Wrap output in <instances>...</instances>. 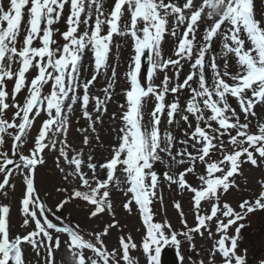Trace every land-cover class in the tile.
<instances>
[{
  "label": "snow or ice",
  "instance_id": "1",
  "mask_svg": "<svg viewBox=\"0 0 264 264\" xmlns=\"http://www.w3.org/2000/svg\"><path fill=\"white\" fill-rule=\"evenodd\" d=\"M66 5L70 9L66 18L67 30L60 33L64 43L56 46L54 34L59 30L54 29L53 25L60 20ZM93 7L96 16L94 23L89 24ZM205 7L210 9L206 13L207 18ZM125 12L130 14V23L125 22L121 28ZM82 14L86 16L83 20ZM82 23L86 27L80 31ZM22 24L25 34L21 43ZM201 25L206 27L198 44L197 33ZM114 34L129 36L133 41V56L127 73L130 87L125 92L126 105H120L126 110L121 116L118 142L112 147L110 158L99 164V169L105 170L104 179L99 177L98 166L92 162L91 155L85 160L82 151L72 149L66 140L63 142L59 148L60 157L72 169L65 173L64 179H78L80 187L74 188L65 200L58 203L57 210L71 199L79 198L94 207L91 217L105 211L112 212L110 186H115L125 196L131 194L123 207L131 212L130 205L135 202L140 211L146 227L142 251L147 254L148 264H160L164 246L171 244L178 250L181 244L179 236L191 241L192 233L204 235L202 229L211 236L209 222L214 218L220 238L210 255L214 258L219 253L223 264H246L245 257L238 254L242 225L236 228V235L229 236L228 230L245 219L247 214L264 210V191L254 201L243 200L238 205L240 211L228 203L221 206L220 193H227L235 186L231 178L239 174L242 163L250 162L257 166L256 154L264 159V124L252 131L246 122L249 115H256L255 107L264 104V20L255 17L253 0H203V4L194 0H114L107 16L101 0H87V11L86 0H8L7 7L0 0V174H3L0 191L15 188L10 179L14 173H20L26 185L21 200L23 226H28L30 222L35 226L26 235L13 236L10 208L0 205V264H25L24 244L37 250L45 247L47 264H55L52 254L54 249H59L60 239L56 237L54 240L52 231L68 235L67 247L75 264H138L130 255V249L137 248L130 235L120 236V248L112 251L107 249L102 239L110 228L117 227L118 221L113 220L101 232L94 233L95 242L85 239L78 225L73 227L66 224L46 206L34 185L37 166L45 163V150H56L59 143L57 136L66 131V102L71 101L67 104L70 110L71 105L79 100L84 117L90 121V102H94L97 113L107 111L113 84L110 82L103 89V100L99 96H90L89 89L101 70L108 68V54ZM165 34L176 40L175 59L165 58L162 54L161 44ZM37 40L40 46H34ZM216 40L222 43L221 53L225 57L223 71L217 64L216 55L210 54ZM85 50L93 53L94 74L91 79L81 83V60ZM229 55L235 62L234 72L228 70ZM206 57L210 75L206 70ZM145 58L149 67L146 83H142L141 68ZM181 61L189 62L191 69L183 82H179ZM13 64L17 65L15 70ZM170 66L175 69L176 82L172 83L171 78L165 75L161 84L156 85V74ZM32 71L35 74L29 79L28 74ZM9 81L13 82L11 91L7 87ZM50 82V91L44 94L43 90ZM81 88L82 95L79 94ZM25 89L27 94L21 102L18 96ZM184 90L189 95L182 106L179 94ZM169 94L174 97L171 102L166 100ZM230 97L235 98L239 112L229 102ZM145 98L155 99L147 122L143 112ZM9 109H14L11 119L7 118ZM41 113L46 118L42 120L38 134L25 154L30 131ZM241 114L245 122H241ZM162 117H166L168 125L183 121L186 125L184 139L177 141L171 131L162 134ZM94 125L95 121L93 131ZM225 136L228 137L230 150L223 139ZM6 137L12 141L10 150H3ZM88 142L85 136L84 144ZM177 144L181 147L173 151ZM215 152L220 153L218 159H212L211 154ZM162 154L171 161L169 171L162 174L163 180L169 186L177 185L181 191L193 194L194 227H189L184 219L181 204L177 202L174 205L187 231L177 232L171 230L172 225L167 221L153 220L155 213L152 204L157 198L163 199L162 195L158 197L157 192L161 177L154 169L157 162H165ZM242 157H246V160H242ZM197 162L204 165L205 173L198 176L199 187H193L186 176L196 172ZM57 163L59 166V158ZM186 164L188 166L178 173L171 171L173 167ZM84 167L91 171V176L83 171ZM118 169L123 181L117 175ZM60 171L64 172L65 169L60 168ZM122 183L126 187H120ZM202 201L211 203L210 214H202ZM49 214L59 223L49 219ZM221 216L225 219H221ZM165 230L171 231L166 234ZM40 237L42 239H38ZM85 250L92 255L86 257ZM200 264L205 262L201 260ZM208 264H214V260L210 259Z\"/></svg>",
  "mask_w": 264,
  "mask_h": 264
},
{
  "label": "rangeland",
  "instance_id": "2",
  "mask_svg": "<svg viewBox=\"0 0 264 264\" xmlns=\"http://www.w3.org/2000/svg\"><path fill=\"white\" fill-rule=\"evenodd\" d=\"M257 5H256V9L255 12L261 17V15L258 13V8L259 5L262 3V0H257ZM194 2H198L199 4H203V0H194ZM210 11V9L208 7H205V16L206 13ZM264 12V10H263ZM262 19V17H261ZM209 23H211V20H209ZM206 27V25H203V27L200 29V31L197 33V43L199 44L201 42V37L203 34V28ZM182 31V29L180 30ZM126 36H121V35H115L114 36V41L112 44V48L115 44V41L120 39V38H124ZM127 41H129V36L126 37ZM59 42H64L63 38L59 40ZM176 46V40L174 37H172L169 34H165L164 39L162 41V45H161V50H162V54L165 58H173L175 59L176 57L174 56V49ZM210 54H214L217 56L222 55L221 53V48L219 47V40H216L213 42V46L212 49L210 50ZM86 57H88L89 59V65H92V57L91 55L85 54ZM206 62L208 64V58L206 57ZM206 64V67H207ZM235 63H232L229 67V71H234L235 70ZM113 70L115 71V75L118 77V79H120L124 73L123 69H112L109 70L110 74H113ZM190 63L189 62H183L182 64V68L180 70V76H179V82H183V80L185 79L186 75L189 73L190 71ZM221 70L223 71V67H221ZM160 77H155L154 78V83L157 84H161L163 77L165 75L169 76L171 78V82L175 83L176 82V76H175V69H173L171 66L169 67V69L163 71V72H158V74ZM108 77V76H107ZM155 79H158V82L155 81ZM143 82L146 83V79L145 77L143 78ZM171 86V85H170ZM106 88V83L104 81H99L96 86H95V90H96V96H99L102 100L105 97V93L103 92V89ZM180 96V94H179ZM188 95L186 96L185 99H187ZM120 99L124 100L123 97V91L122 92H118L115 100L119 101ZM146 99V98H145ZM152 101L155 103V99L151 98ZM174 97L169 94L166 97V100L168 102H170V100H173ZM112 101L113 98H111V100L107 101V111H101L99 113H97L95 111V104L94 102H90L88 105V108L90 110V114L92 115V120H88L87 121V127L92 129V125H93V121H95V130H96V136L93 138H90V143L88 145V153L89 155H91L93 157V161L94 163L97 164L98 168H97V173L99 175L100 173V169H99V164L101 163H105V160L110 157L111 155V150L112 147L114 145H116L118 142L117 141V135L115 137H111L110 135V131L112 126L114 125L115 121L118 120L120 122L121 121V111L122 108L118 110H114L113 106H112ZM181 101V105L183 106L185 103L182 101V99L180 98ZM229 102L231 103V105L235 108H237L236 103H234L233 98H229ZM145 105H150L152 107H154V104L149 103L147 101H145ZM237 111L239 112V108H237ZM241 122H245V117L243 114H241ZM177 120H179V116L176 117ZM192 119V117H190V120ZM259 119V117H252V115H249L247 118V121L249 123V127L250 130L255 131V124L257 123V120ZM148 120L145 119V122H147ZM161 133L163 134L165 131H171L173 133V136L176 137L177 141L180 139H184L183 136V132L186 128V125L184 124L183 121H180L179 124L173 123L172 125H168L167 124V120L166 117H162L161 119ZM225 140V144L226 146L229 148V150L231 149L230 145H227V140L228 137L224 138ZM70 141H68V144L70 145ZM181 145L177 144L176 148L173 149V151H176L178 148H180ZM189 151H192L191 148H189ZM164 155V154H162ZM212 157L215 158H219L220 157V153L219 152H215L214 154H211ZM257 156V154H256ZM244 160H246V157H244ZM188 165H184V166H179V171H182L184 167H187ZM264 159H261V163H258L257 166H253L250 162H244L243 166L240 168L239 171V178L238 181L236 183V185L234 187L231 188V190L229 191V195L227 197V200L229 201V203L231 204V206L233 208H237L238 210L239 207L238 205L243 201V200H249L252 199L251 201H254L256 198L259 197L260 193L262 191H264V187L261 186L262 180H264ZM178 171V172H179ZM68 171H65L62 173V175L58 178H56L54 181L51 182V187L55 189V193H53L51 191V194L54 196L56 195V197L53 199V203H55L56 201L60 200V199H66L69 194L73 191L74 188H79V182L78 179H73L72 177H69V180H65L64 179V175L65 173ZM88 175L91 176V171L88 170L87 171ZM205 173V168L204 165L198 163L197 168H196V172L195 173H191L193 175H195L196 177V181L197 184L199 186L200 182L198 180V176L201 174ZM49 187V184H43V188L45 190H47ZM62 189H67V191H62ZM188 192L185 191H181L177 185H171L169 186L168 183L166 181H164L163 179H161V183L158 187V197L160 195H162V197H164L162 200L158 199L155 203V206L158 207V209L156 210V216H158V218L160 219V221H167L168 223H170L172 225V229L177 231V232H183V231H187V229L184 228L183 224L181 223V217L179 215L178 210L174 207L175 203L179 202L181 204V209L183 210V212L185 213L184 219L187 221L188 226L189 227H194L196 224V220H195V214H194V209H193V204L191 200V195L187 194ZM173 195L177 196V198H174ZM187 195V199H184L183 197ZM166 197H169V200L166 199ZM113 198V197H112ZM111 198V199H112ZM114 199V198H113ZM224 199V198H223ZM204 202L207 201H202L201 204V212L203 214V206H204ZM115 203H117L115 201ZM14 206V211H13V218L16 217V210H17V201H15L13 203ZM207 209H208V203L206 204L204 210L207 213ZM91 209L88 208L87 210H84L81 208L80 204L77 203L76 201H73L72 203H67L64 205V207L61 209V211L59 213H55L56 216H60L61 219L66 223L69 224L73 227L75 226H79V232L81 233L82 231V223L84 221L85 218L88 219L89 223H96L98 221L94 220L93 217H91ZM259 214L258 217L252 216L251 217V221L253 225H257L260 226V220L262 225H264V210L261 212H256L254 215ZM126 216V217H125ZM90 217V218H88ZM246 217H248V214L246 215ZM245 217V218H246ZM121 218H125L126 220H132V222L127 225L124 226V222H121V225L119 227V229H117L115 231V235L113 239H109L110 236H108V234L106 236H103L102 239L104 240V243L107 247V249L109 251H112L113 249H119L120 245L118 244V237L121 235H124L125 237L127 236H131L132 237V241L137 245V248L135 250H131V257L133 259H135L138 264H146V257H145V253H143L142 251V241L146 235V227L144 225V227L142 226L141 222H143L142 219L139 220L137 215H133L132 213L127 212L126 210H124L123 208V203L118 207V211L115 215V219L120 220ZM221 219H225L222 216L220 217ZM263 218V219H262ZM52 219L56 222L59 223V221H57L55 219V217L53 216ZM141 221V222H140ZM211 224V242H206L203 240L202 236L198 233H192V240L189 241L188 239H186L184 236H182V242H184V246H190L192 249V254H194L196 251H201L203 249L206 248H211V251L214 248V245H216V242L220 236L219 233L216 232V220H213L211 222H209V225ZM34 224L31 223V225L28 226H19V227H15L14 230V236L15 235H19V234H25L27 233L30 229H34ZM82 234V233H81ZM62 240L60 243V247L62 246L65 251L67 253H70L68 247H67V242L69 240V237L67 234L62 233ZM57 236L54 235V239ZM42 239V237H41ZM90 239V237H89ZM241 239V238H240ZM245 241V240H244ZM254 241L257 245V249H256V253L259 254L260 256L264 254V231L263 232H257V234L254 236ZM245 246H249L247 243L245 244ZM25 259H26V264H36V262H41L46 260L47 257V252L45 247L41 246L38 250L34 249L32 246L25 244ZM59 247V248H60ZM203 252V251H202ZM53 253L58 256L59 258L62 257L63 253L61 251H58V249H55L53 251ZM191 255H186L185 256V264H196L192 261L189 260V257ZM222 256L217 253L215 255V257L213 258L211 255H198V260L200 259L203 260L205 263L208 264L210 259L214 260V264H216L215 261H219L221 260ZM56 261V260H55ZM72 264H75V260L72 257ZM200 262V261H199Z\"/></svg>",
  "mask_w": 264,
  "mask_h": 264
}]
</instances>
